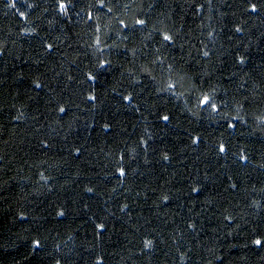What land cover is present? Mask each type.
I'll return each mask as SVG.
<instances>
[{
    "label": "trees",
    "instance_id": "16d2710c",
    "mask_svg": "<svg viewBox=\"0 0 264 264\" xmlns=\"http://www.w3.org/2000/svg\"><path fill=\"white\" fill-rule=\"evenodd\" d=\"M57 262L264 264V0H0V264Z\"/></svg>",
    "mask_w": 264,
    "mask_h": 264
},
{
    "label": "snow or ice",
    "instance_id": "6c2138e0",
    "mask_svg": "<svg viewBox=\"0 0 264 264\" xmlns=\"http://www.w3.org/2000/svg\"><path fill=\"white\" fill-rule=\"evenodd\" d=\"M9 6H14V5L10 4ZM60 7H61V9H63V8H64V5L61 3V4H60ZM251 7H252V10L255 11L256 6H255V5H251ZM20 15L23 16L24 13H20ZM120 23L123 24L124 22L121 21ZM136 23H137V24H143L144 21H143V20H137ZM239 30H240V29H237V31H239ZM163 39H164L165 41H170L172 38H171V36L165 34V35L163 36ZM48 47H51V45H49ZM204 54L207 55V53H204ZM241 62H243V61H241ZM91 78H92V77H90V79H91ZM37 86L39 87V85H37ZM169 87H173V85L170 84ZM125 99H128V97H125ZM209 100H210V98H209L207 95H205V96L200 100V104H201V105L206 104V103L209 102ZM216 109H217V105L212 104V110H213V111H216ZM60 111L63 112L64 109L61 108ZM163 119L167 120L168 117H164ZM232 126H233L232 124H229V127H232ZM220 151H221V152H224V151H225V147H224V145H221V146H220ZM243 158H244V157H242V159H243ZM165 159H167L166 156H165ZM121 173H123V170H121ZM88 191H91V189H88ZM193 191H195V189H193ZM165 199H166V198H165ZM36 243L38 244L39 242L37 241ZM149 243H150V242H146V246H147ZM254 243L257 244V245H260V244H261V241H260L259 239H257V240L254 241ZM57 264H59V262H57Z\"/></svg>",
    "mask_w": 264,
    "mask_h": 264
}]
</instances>
